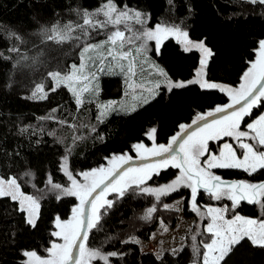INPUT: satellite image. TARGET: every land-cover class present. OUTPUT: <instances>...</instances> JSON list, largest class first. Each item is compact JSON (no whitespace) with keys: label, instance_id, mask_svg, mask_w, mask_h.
<instances>
[{"label":"trees","instance_id":"obj_1","mask_svg":"<svg viewBox=\"0 0 264 264\" xmlns=\"http://www.w3.org/2000/svg\"><path fill=\"white\" fill-rule=\"evenodd\" d=\"M106 4L114 11L138 12L143 17L140 30L142 26H162L184 32L187 42H201L210 52L204 65L208 86L189 82L170 90L162 87L134 111L112 114L104 120L97 104L122 96L120 77H101L97 96L85 99L80 106L66 88L52 90L50 75L66 76L71 66L78 64L80 50L104 40L116 26L128 28L125 22L113 24L98 14ZM263 41L262 2L0 0V180H12L38 207L37 218L30 225L16 201L0 196V264H33L36 259L43 264L57 241V223L71 219L79 206L80 201L69 193L71 180L79 183L82 173L117 168V159L135 158L136 145L146 151L164 150L183 126L227 105L230 99L223 87L240 86ZM180 46L179 41L166 35L151 56L171 80L190 81L200 66V55ZM41 88L44 99L37 93ZM260 97L232 134L245 133L246 126L264 111L263 91ZM232 134L224 140L235 148L238 140L254 143L251 134L237 139ZM220 143L210 141L207 150L217 152ZM184 145L180 146L183 160L197 161L198 148L188 153ZM197 166L191 173L201 182L210 174L247 185L264 181V166L251 174L240 169H214L209 173L200 161ZM189 178L179 165L171 163L128 182L120 192H108L76 264H202L203 245L211 238L204 231V206H231L233 201H213L209 193L196 191V186L191 189ZM257 194H252L255 200ZM193 195L195 209L189 207ZM181 196L186 199L182 215L195 219L184 246L174 255L165 252L158 257L142 252L131 239L147 242L159 219L172 228L179 214L163 206ZM246 200L234 204L231 213L264 218V194L260 206L255 200ZM219 264H264V247L242 238Z\"/></svg>","mask_w":264,"mask_h":264},{"label":"rangeland","instance_id":"obj_2","mask_svg":"<svg viewBox=\"0 0 264 264\" xmlns=\"http://www.w3.org/2000/svg\"><path fill=\"white\" fill-rule=\"evenodd\" d=\"M246 1L264 3V0ZM98 14L103 18L110 19L113 24L125 22L128 28L122 29L116 26L108 33L104 40L80 50L78 64L71 66L66 76L59 74L50 75L52 90L58 87L66 88L72 94L76 104L80 106L85 99H91L97 96L99 92V79L101 77H120L124 85L122 96L118 100H110L97 104L99 107L98 113L101 119L104 120L112 114L130 113L134 111L138 106L154 98L162 87L170 90L184 86L189 82H195L201 87L208 86L204 81V65L207 62L210 52L201 42H187L185 34H183L184 32L162 26H155L153 28H145L142 26L143 29L140 30V24H143V17L136 11H114L110 5L106 4L98 11ZM166 35L176 36L181 44L180 47L184 51L193 49L199 53V59H201L200 66L194 71L195 74L190 81L171 80L164 72V69L151 56L152 51H155V53L158 51V47ZM263 70L264 41L259 44L256 51V59L245 73L244 80L240 86L236 88L223 87L225 94L230 99L229 103L239 100L245 95L260 77ZM37 93H39L40 99H44L46 96L42 88ZM260 95L253 102V106H250V110L255 104L258 105L261 98ZM250 110L248 107L246 115H248L247 113ZM212 112L210 111L206 114ZM200 117L202 115L196 119ZM241 121L242 118L230 115L189 135L185 142L182 143V145L185 144L183 150H186L188 153L193 152L192 149L195 147L198 150L197 161L186 162L182 158V163L187 171L190 173L195 172L194 169L199 167L197 166L198 161L201 162L202 169L209 171V173L214 169H240L247 174H251L259 168H262L264 166V111L246 126L245 133L232 134L239 128ZM231 134L233 139L242 138L245 135L249 137L251 134L255 140L252 145L243 139L238 140L236 141L237 148H235L228 140H224L225 137H229ZM218 140H221L222 143L219 144L217 152H209L207 150V144L210 141L217 142ZM146 150V148L144 149V147L136 145L135 157L146 158L149 155H155L163 151L161 149L153 151ZM182 154V157H184V151H182ZM127 159L128 157L125 159H117V162L120 161L118 163L120 165ZM171 163L173 166L179 165L177 158H172L161 163L131 169L126 176L117 179L109 189H106L104 193L98 195L94 200L90 212V225L92 226L96 221L97 209L104 203L108 192H120L128 182L139 180L158 167ZM114 169L82 173L80 174L81 181L79 183L77 179L71 180L69 193L73 194L80 201L79 206L75 209L71 219L63 223H57L54 232V238H57V243H52V247L47 252L49 256L45 258L43 264H50V260L57 262V264H63L68 259V254L79 230L80 221L78 213L80 212L84 199L101 181L108 178ZM210 175H207L206 181H203L205 187H208L211 181L218 179L213 174ZM188 180L192 186L191 189L194 188V179L189 178ZM254 186L244 184L241 181L237 189H239V193L241 191L246 192V199H252L251 202L256 201L258 206H260V202H263L260 200V197L264 194V188L259 191L255 190L254 194L258 193V197L254 201L255 195L252 196L251 194L252 187ZM234 188V186L215 188V192L210 193L212 195L211 198L215 202L231 199L235 202H232L234 205L239 202L237 197L230 196ZM219 191L220 193L217 194ZM19 192L20 190L12 180H0L1 197H9L15 201ZM193 199L194 195L190 203ZM185 200V197L181 196L163 206L164 209L176 211L179 214L172 228H168L159 219L147 242H141L136 238L131 239L134 243H137L142 252H150L160 257L165 252L174 255L184 246L186 235L189 233L195 220L194 218H185L182 215ZM16 203L18 209L25 214L26 221L30 225H33L38 215V207L33 200L21 194ZM233 205L229 206L223 203L221 205L204 206L207 217L204 231L210 234L211 238L207 244L203 245L204 254L202 264H219L220 259L228 252L229 248L242 238L249 239L254 245L264 247V218L257 219L233 214L231 213V209H234ZM189 207L196 208L192 203L189 204ZM33 264L42 263L41 260L36 259Z\"/></svg>","mask_w":264,"mask_h":264},{"label":"water","instance_id":"obj_3","mask_svg":"<svg viewBox=\"0 0 264 264\" xmlns=\"http://www.w3.org/2000/svg\"><path fill=\"white\" fill-rule=\"evenodd\" d=\"M170 37H172L176 41V43L178 42L176 36L170 35ZM263 90H264V70L261 73L260 77L257 79V81L239 100L230 102L225 106L219 107L218 110L213 111L212 113L209 114L202 115V117L195 119L191 123L183 126L179 130V132L175 135V137L172 140H170L169 144L162 152L155 155H149L146 158L129 157L125 162L117 166V168L108 176V178L101 181L96 186V188L92 189V191H90L88 196L84 199L80 212L78 213V217L80 221L79 230L72 244V248L68 254V259L63 264H76L78 260L81 245L84 243L88 234V230L91 227L90 212H91V206L94 200L96 199V197L104 193L106 189H109V187H111L114 184V182L119 177H121V175L124 172L130 169L133 168L136 169L143 167L145 165L161 163L171 158H177V162L179 163L180 169L184 172V174L194 179L196 191H203L210 194L215 192L214 191L215 188H218L220 186H224V187L234 186L235 187L234 189L236 190L239 187V184L241 183L238 180L216 179L213 180L208 187H205L203 184H201V180L199 179L198 175L190 173L183 165L180 146L182 145L183 142H185V140L189 137V135L213 122L221 120L222 118H225L230 115H235L238 118H242L244 114L247 112L248 107H250L253 104V102L259 97V95L262 93ZM262 186H264V181L256 184L252 188L251 190L252 194H254L255 190H258ZM21 194L22 193L19 192L16 201L19 200ZM251 203H253V201Z\"/></svg>","mask_w":264,"mask_h":264},{"label":"flooded vegetation","instance_id":"obj_4","mask_svg":"<svg viewBox=\"0 0 264 264\" xmlns=\"http://www.w3.org/2000/svg\"><path fill=\"white\" fill-rule=\"evenodd\" d=\"M210 183H212V181L210 182ZM239 189H233L232 191H231V193H230V196H235V197H237V199H239V202L238 203H242V202H248L245 198H244V192L243 191H241L240 193H239V191H238ZM218 193H220V191L219 192H217V194ZM216 194V195H217ZM262 200V199H261ZM15 201H16V199H15Z\"/></svg>","mask_w":264,"mask_h":264}]
</instances>
